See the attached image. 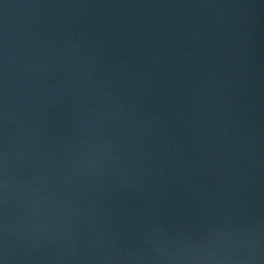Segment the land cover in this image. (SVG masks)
Listing matches in <instances>:
<instances>
[{
  "label": "water",
  "instance_id": "1",
  "mask_svg": "<svg viewBox=\"0 0 264 264\" xmlns=\"http://www.w3.org/2000/svg\"><path fill=\"white\" fill-rule=\"evenodd\" d=\"M0 264H264V0H0Z\"/></svg>",
  "mask_w": 264,
  "mask_h": 264
}]
</instances>
